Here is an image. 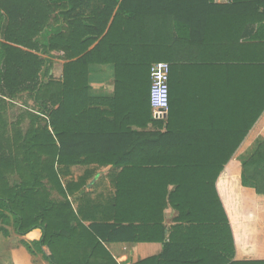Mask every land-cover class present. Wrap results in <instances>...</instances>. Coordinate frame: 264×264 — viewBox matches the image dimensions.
<instances>
[{"label":"trees","instance_id":"obj_1","mask_svg":"<svg viewBox=\"0 0 264 264\" xmlns=\"http://www.w3.org/2000/svg\"><path fill=\"white\" fill-rule=\"evenodd\" d=\"M39 5L47 11V28L49 15L55 11L54 19L66 26L53 32L5 30L2 38L6 43L0 42V232L6 234L1 226H9L11 221L19 235L39 228L41 240L27 248L39 252L49 264H105L90 254L69 259L64 255L67 235L88 241L78 243L77 249L85 246L95 252L100 248L97 238L103 237L97 228L92 232L81 225L71 227L76 219L59 178L70 167L96 164L122 172L114 198L115 225L127 220L120 218V205H140V213L151 210L154 215L145 217L153 224L155 237L151 241L162 243L166 232L163 210L170 206L178 213L162 254L139 264H161L162 259L168 260L166 264H264V141L241 163L239 184L255 192L259 237L256 257L239 260L234 257L231 227L233 223L237 229L240 217L227 204L230 187L218 191L215 182L249 128L235 121L232 143L203 142L206 138L200 137L199 131L193 135L192 129L183 133L166 125L163 131L161 119L153 121L158 131L146 132L152 122L150 69L140 68L133 78L127 74L117 78L114 98L99 101L106 108L102 111L90 106L87 84L89 65L112 59L114 32L122 25L130 34L126 41L131 47L138 41L146 49L153 44L156 52L160 50V33L167 29L176 36L171 44L186 43L189 35L187 42L192 45L198 13L206 23L210 12L223 16L227 10L244 8L256 15L261 9L259 24L264 31V0H226L222 4L214 0H39ZM83 7L89 8L87 16ZM6 14L10 23L17 17L23 19L22 12ZM2 19L0 15V23ZM143 23H149V33L140 32L141 38L136 39ZM39 35L41 43L29 44ZM20 45L43 54L61 52V58L68 61L62 82L48 78L51 65L47 58L24 52L16 47ZM103 48L106 54L102 55L99 51ZM22 93L32 101L33 110L22 109L10 120L8 112ZM130 124L140 131L130 130ZM120 181L126 182L125 187L141 188L130 192ZM52 190L57 198L51 195ZM189 245L198 252L192 259L175 258L178 255L171 253ZM108 258L107 262L116 264Z\"/></svg>","mask_w":264,"mask_h":264},{"label":"crops","instance_id":"obj_2","mask_svg":"<svg viewBox=\"0 0 264 264\" xmlns=\"http://www.w3.org/2000/svg\"><path fill=\"white\" fill-rule=\"evenodd\" d=\"M214 3L222 4L226 3V0H214ZM39 6V0H0V15L3 18L0 23V42L6 43L2 38L5 30L53 32L60 29L59 27L66 26L57 18L54 19L57 17L55 11L49 15L47 28L44 24L47 11L40 9ZM6 11L22 12L23 19L17 17L10 23ZM82 11L86 16L89 14V8L83 7ZM251 13L249 9L244 8L227 10L223 16L217 12H210L206 23L198 13L194 21L192 45L187 42L189 35L185 36L186 43L179 40L177 45L171 44L176 36L171 35L167 29L166 33H160V50L156 49V52L153 51V44L146 49L145 45L137 41L131 47L129 41H126L129 40L130 34L122 25L114 32L112 59L105 63L90 64L87 74L90 106L102 111L105 107L100 105L99 101L114 98L117 78H126L128 77L126 74L133 78L134 72L140 68L146 70L154 63H167L169 108L167 113L161 116L151 109L152 122H148L146 132L158 131L153 121L161 119L163 131L166 130V125L169 129L183 133L192 129L193 135L195 131H199L200 137L206 138L201 139L203 142L232 143L235 121L239 120L242 127L249 128L215 182L218 191L230 187V199L227 204L240 217L237 229L233 223L231 227L234 257L239 260H251L256 257L255 241L259 237L255 192L239 184L241 163L245 156L254 152L257 143L264 141V110L261 112V103H264V31H261L259 24L258 13H261V9L256 15ZM149 28H151L149 23L140 24L139 31L135 33L136 39L141 38L140 32L147 35ZM151 38L153 41V36ZM100 39L88 50L94 48ZM30 42L31 45L41 43L40 35L33 37ZM16 47L40 58H47L51 65L48 78L55 83L62 82L63 67L68 61L61 58V52L52 50L48 54H43L27 49V45ZM105 50L103 48L99 52L103 55L106 54ZM13 103L14 109L8 113L15 111V116L22 109L31 111L34 107L32 101L27 99L26 93H22ZM130 108L133 111V107ZM15 116L9 115L10 120ZM131 125L127 126L130 130L140 131L135 125ZM205 135L208 136L204 137ZM121 173L120 168L91 164L73 166L59 174L76 219L71 227L81 225L90 231L95 227L103 237L97 238L101 249L90 252L85 246L81 249L76 248L78 243L87 244L88 241L84 237L67 235L64 252L66 259L74 258L76 255L83 258L90 254L100 263L111 264L110 261L107 262L109 257L116 264H139L145 259L159 257L162 254L164 245L169 242V233L175 225L172 219L178 213L170 206L163 210V226L166 232L162 243L151 241L155 237L153 224L145 217L152 219L154 215L151 210L140 213L138 211L140 205L129 207L126 204L120 205V209L123 210L120 218L127 220L122 222L121 226L115 225L113 222L117 209L114 206V198ZM120 183L124 186L122 188H129L130 192H136L141 188L138 185L125 187V181ZM170 189L172 188L169 186L168 191ZM250 191L252 200L249 201L245 194L249 195ZM51 195L54 198L58 197L54 190L51 191ZM132 218L135 220L130 222ZM139 218H143L144 222ZM112 224L113 228L108 227ZM246 226H249L250 231H246ZM1 228L6 234L0 232V264H49L39 252L33 250L31 253L27 248L41 240L42 232L39 228L25 235L14 232L12 221L9 226L2 225ZM171 253L178 255L175 258L186 256L187 259H192L198 252L189 245L178 253L177 251ZM166 261L168 260L162 259L161 264H166Z\"/></svg>","mask_w":264,"mask_h":264},{"label":"built area","instance_id":"obj_3","mask_svg":"<svg viewBox=\"0 0 264 264\" xmlns=\"http://www.w3.org/2000/svg\"><path fill=\"white\" fill-rule=\"evenodd\" d=\"M168 74L169 66L167 63L158 62L150 67V106L160 116L168 110Z\"/></svg>","mask_w":264,"mask_h":264},{"label":"rangeland","instance_id":"obj_4","mask_svg":"<svg viewBox=\"0 0 264 264\" xmlns=\"http://www.w3.org/2000/svg\"><path fill=\"white\" fill-rule=\"evenodd\" d=\"M15 114H16V112L15 111H12L11 113H9V115H10V117H12V116H15ZM251 193L248 195V194H245V197H247V198H249L248 200L250 201V200H252L251 198H252V191H250ZM252 203H253V201H252ZM248 213H249V211H248ZM247 228V230L246 231H250V229L248 230V228H249V226H246Z\"/></svg>","mask_w":264,"mask_h":264}]
</instances>
